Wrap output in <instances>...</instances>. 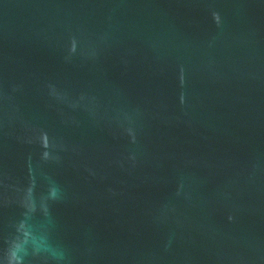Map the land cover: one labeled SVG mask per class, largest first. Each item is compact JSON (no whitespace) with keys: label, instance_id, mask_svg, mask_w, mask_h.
I'll list each match as a JSON object with an SVG mask.
<instances>
[{"label":"water","instance_id":"water-1","mask_svg":"<svg viewBox=\"0 0 264 264\" xmlns=\"http://www.w3.org/2000/svg\"><path fill=\"white\" fill-rule=\"evenodd\" d=\"M0 264H264V0H0Z\"/></svg>","mask_w":264,"mask_h":264}]
</instances>
